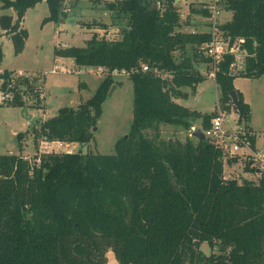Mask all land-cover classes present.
Segmentation results:
<instances>
[{"label": "trees", "instance_id": "16d2710c", "mask_svg": "<svg viewBox=\"0 0 264 264\" xmlns=\"http://www.w3.org/2000/svg\"><path fill=\"white\" fill-rule=\"evenodd\" d=\"M0 2L17 14L16 22L11 15L0 19L17 52L28 37L21 24L30 8L46 2L48 20L58 22L65 15V0ZM221 4L233 16L220 28L245 54L244 69L237 72L232 71L234 55L221 60L218 107L234 109L240 122L249 125L251 106L235 80L264 76V0ZM108 8L128 21L120 39L96 33L84 47L56 49V54L80 67L128 72L134 89L130 133L117 142L113 154L52 153L40 163L20 154L0 155V264H107L109 249L121 264H264V173L246 164L257 181H225L222 154L210 140L160 137L162 124L191 129L202 118L201 129L206 130L217 116L178 103L206 79L196 64L211 70L202 50L211 34L181 32L176 0H116ZM189 46L194 57L178 61L176 52L184 53ZM115 84L114 76L107 75L80 108H62L43 122L42 141H90L91 128ZM0 92L4 105H44L41 77L0 71ZM150 130L155 132L152 137L147 135ZM204 243L211 254L202 251Z\"/></svg>", "mask_w": 264, "mask_h": 264}, {"label": "rangeland", "instance_id": "374dc122", "mask_svg": "<svg viewBox=\"0 0 264 264\" xmlns=\"http://www.w3.org/2000/svg\"><path fill=\"white\" fill-rule=\"evenodd\" d=\"M116 0H65L64 18L58 22L48 20L50 9L46 2H40L30 8L21 24V28L27 30L28 37L24 48L17 52L14 41L7 35L0 24V50L2 61L0 71L9 70L27 77H41L44 80V105L42 108L33 107L27 103L24 107H11L3 104L0 94V155L20 154L40 163L43 156L63 152H94L99 154L115 153V146L119 140L128 136L134 118V89L133 83L126 76L115 75L116 84L108 93L103 104V113L96 126L91 128L92 138L85 144L73 142L64 143V147L51 145L50 153H43L41 125L46 120L59 114L62 108L69 107L77 110L96 93L100 83L106 77L101 75L96 68L80 67L71 58H65L56 54V49L66 47H84L86 41L93 34L109 39H120L128 21L116 11H111L108 4ZM213 0H176L182 21L188 20L189 24L181 26L179 30L195 31L197 33L210 30L209 15L203 11ZM222 15L218 22L222 25L224 18H230V13L222 4ZM3 15H11L14 21L17 14L13 9H3L0 2V19ZM209 21V25L201 22ZM106 26L105 28H99ZM203 50V49H202ZM193 49L176 52L178 61L193 58ZM244 54L240 56L239 64ZM199 83L196 93H191L187 100H178V103L196 110L200 113H219V98L221 89L216 80L205 77ZM114 86H116L115 89ZM235 87L241 91L245 100L251 106L250 126L257 133V148L264 150V76L250 78L239 76L235 80ZM192 92L189 87L184 88ZM111 92V94H110ZM3 104V105H2ZM233 110V109H232ZM231 110V111H232ZM232 119L236 118L232 114ZM202 118L192 123L191 129L181 125L162 124L159 128L162 140L185 142L188 138H194L195 130L202 128ZM234 122H232L231 125ZM202 130V129H201ZM18 134H22L20 138ZM155 134L150 130L147 135ZM227 168V174L239 180L250 179L257 181L255 172L247 171L245 161L237 160ZM202 251L211 254L212 249L207 243L202 245ZM107 264H121L112 249L107 251Z\"/></svg>", "mask_w": 264, "mask_h": 264}, {"label": "built area", "instance_id": "2783aa9c", "mask_svg": "<svg viewBox=\"0 0 264 264\" xmlns=\"http://www.w3.org/2000/svg\"><path fill=\"white\" fill-rule=\"evenodd\" d=\"M206 7L209 12V33L211 34V39L202 49L203 54L210 59L211 70L205 73L204 76L216 80L219 64L226 55H234L236 58L232 67L233 72L243 70V60H241V64L238 62L240 56L245 52L237 44L232 43L229 37L226 38L220 28L221 24H219L218 20L223 12L221 0H213ZM90 68L92 69V67ZM143 69L145 71L148 70V66H144ZM96 70L101 75L106 76L109 74L113 76L128 75L126 70L109 72V70L103 67H98ZM232 114L236 118L232 119ZM232 122H234V125H231ZM202 131L205 134V138L210 140L222 154L225 168L223 179L225 181L232 179L231 174H227L226 170L232 164L237 163V160L245 161L246 164H249L250 168L256 169L257 174L264 173V150H259L253 144V140L257 138V133L250 125L240 122L239 115L234 109L227 112L219 108V113L212 118L209 128ZM53 144L59 145L60 148L64 147V143L61 141L50 142L46 140L42 144L43 153H50L49 149Z\"/></svg>", "mask_w": 264, "mask_h": 264}, {"label": "crops", "instance_id": "0c3cea01", "mask_svg": "<svg viewBox=\"0 0 264 264\" xmlns=\"http://www.w3.org/2000/svg\"><path fill=\"white\" fill-rule=\"evenodd\" d=\"M226 13H230V18H227V17H225L224 18V22H222V24H224V23H226V22H228V21H230L231 19H232V16H233V13L231 12V11H226ZM183 22V21H182ZM186 23L187 24H189V22H188V20H186V22H183V26H186ZM209 23V21H207V17H206V19H205V21H203V22H201V24H203V25H205V28H207V26L209 25L208 24ZM183 32H185V33H191V31H183ZM192 32H195V31H192ZM201 32H208V31H206V29L205 30H202ZM196 67L197 68H199V70L203 73V74H205V73H207L208 71H210V68L208 67V65L207 64H203V63H198V64H196ZM0 94L2 95V93L0 92ZM2 98H3V95H2ZM3 100H4V98H3ZM246 101V100H245ZM247 102V101H246ZM248 103V102H247ZM0 105H1V103H0ZM3 105V104H2ZM253 129V128H252ZM254 130V129H253ZM255 131V130H254ZM256 132V131H255ZM256 147H257V138H256Z\"/></svg>", "mask_w": 264, "mask_h": 264}, {"label": "water", "instance_id": "95a60500", "mask_svg": "<svg viewBox=\"0 0 264 264\" xmlns=\"http://www.w3.org/2000/svg\"><path fill=\"white\" fill-rule=\"evenodd\" d=\"M115 88H116V86H114L113 89H115ZM110 94H111V92H110ZM231 96L233 98L235 106L239 107V99H238L237 91L231 92ZM193 136L199 138L200 140L206 139L205 134L203 133V131L201 129L195 130V132L193 133ZM126 137H128V136H126Z\"/></svg>", "mask_w": 264, "mask_h": 264}]
</instances>
